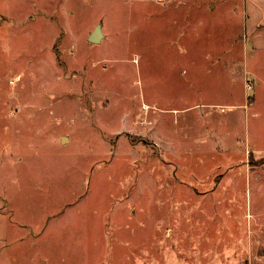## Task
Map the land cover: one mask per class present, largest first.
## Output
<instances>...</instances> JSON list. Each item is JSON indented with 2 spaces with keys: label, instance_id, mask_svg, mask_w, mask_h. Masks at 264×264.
<instances>
[{
  "label": "rangeland",
  "instance_id": "rangeland-1",
  "mask_svg": "<svg viewBox=\"0 0 264 264\" xmlns=\"http://www.w3.org/2000/svg\"><path fill=\"white\" fill-rule=\"evenodd\" d=\"M246 6L0 0V264H264Z\"/></svg>",
  "mask_w": 264,
  "mask_h": 264
},
{
  "label": "crops",
  "instance_id": "crops-1",
  "mask_svg": "<svg viewBox=\"0 0 264 264\" xmlns=\"http://www.w3.org/2000/svg\"><path fill=\"white\" fill-rule=\"evenodd\" d=\"M246 8H247V16L250 14L249 19L247 17V21L250 19L252 23V31H249L253 37V39L259 42V46H264V0H245ZM255 172V171H254ZM256 178H259L262 175L261 172L255 173Z\"/></svg>",
  "mask_w": 264,
  "mask_h": 264
},
{
  "label": "water",
  "instance_id": "water-1",
  "mask_svg": "<svg viewBox=\"0 0 264 264\" xmlns=\"http://www.w3.org/2000/svg\"><path fill=\"white\" fill-rule=\"evenodd\" d=\"M91 40L92 41H98V40H100V38H101V31L98 29V30H96L95 32H93L92 34H91Z\"/></svg>",
  "mask_w": 264,
  "mask_h": 264
}]
</instances>
